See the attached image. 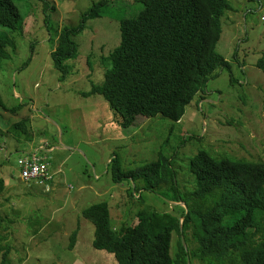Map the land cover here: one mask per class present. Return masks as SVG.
<instances>
[{
  "label": "rangeland",
  "instance_id": "1",
  "mask_svg": "<svg viewBox=\"0 0 264 264\" xmlns=\"http://www.w3.org/2000/svg\"><path fill=\"white\" fill-rule=\"evenodd\" d=\"M12 1L25 20L20 35L9 33L15 50L6 48L0 64V246L9 250L7 264H118L92 246L93 224L81 215L106 201L117 233L137 223L138 191L112 179L113 158L127 170L155 160L162 147L172 156L181 186L189 176L194 183L188 164L198 150L217 159L264 162V73L255 65L264 57V0H227L215 51L229 67L210 77L180 121L138 115L126 129L90 90L103 82L107 55L119 42V22L136 16L142 3L47 0L45 20L40 0ZM95 5L102 16L89 19L84 14ZM79 23L84 28L73 37L76 52L65 61L69 70L62 79L51 54L61 32ZM12 107L16 113L9 112ZM20 118L27 119L28 138L13 136V122ZM25 154L48 164L46 179L18 177V159ZM139 194L156 211L174 206L157 192Z\"/></svg>",
  "mask_w": 264,
  "mask_h": 264
},
{
  "label": "trees",
  "instance_id": "2",
  "mask_svg": "<svg viewBox=\"0 0 264 264\" xmlns=\"http://www.w3.org/2000/svg\"><path fill=\"white\" fill-rule=\"evenodd\" d=\"M40 1L46 13L51 10V2ZM139 1L143 5L139 13L119 22V42L107 55L109 66L102 84L90 90L103 97L125 129L138 115L160 116L175 124L210 77L229 67L215 51L221 18L229 9L227 0ZM100 7L95 5L84 15L100 17ZM24 20L12 0H0V64L6 48L15 50L9 33L20 35ZM83 28L82 23L65 28L58 37L51 56L62 79L69 70L65 61L76 52L73 37ZM255 65L264 73V57ZM16 111L17 107L9 109ZM15 121L13 136L28 138L27 119ZM162 150L155 160L127 170L116 158L110 161L112 179L127 181L130 189L138 191L141 208L136 212L137 223L125 225L120 233L111 224L106 201L83 209L82 218L94 227L92 246L112 254L118 264H264V162L217 159L198 150L188 164L194 183L189 176L181 186L172 156ZM3 187L0 179V192ZM141 189L167 197L174 206L168 205L169 211L154 210L144 204ZM4 249L0 246V264L8 262L9 250Z\"/></svg>",
  "mask_w": 264,
  "mask_h": 264
},
{
  "label": "built area",
  "instance_id": "3",
  "mask_svg": "<svg viewBox=\"0 0 264 264\" xmlns=\"http://www.w3.org/2000/svg\"><path fill=\"white\" fill-rule=\"evenodd\" d=\"M39 155L30 154V156H21L18 159V177L20 176L23 180H39L46 179L48 174L47 165L39 160Z\"/></svg>",
  "mask_w": 264,
  "mask_h": 264
}]
</instances>
